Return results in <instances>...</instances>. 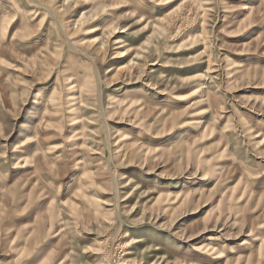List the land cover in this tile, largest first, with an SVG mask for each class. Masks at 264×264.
Wrapping results in <instances>:
<instances>
[{
  "label": "rangeland",
  "instance_id": "1",
  "mask_svg": "<svg viewBox=\"0 0 264 264\" xmlns=\"http://www.w3.org/2000/svg\"><path fill=\"white\" fill-rule=\"evenodd\" d=\"M0 264H264V0H0Z\"/></svg>",
  "mask_w": 264,
  "mask_h": 264
},
{
  "label": "crops",
  "instance_id": "2",
  "mask_svg": "<svg viewBox=\"0 0 264 264\" xmlns=\"http://www.w3.org/2000/svg\"><path fill=\"white\" fill-rule=\"evenodd\" d=\"M32 197L30 198V199H28V197H27V200H29L31 203H32V201H33V199H34V196L33 195H31ZM41 203H43V200H41L40 202H38V204H36V206H32V205H30L29 203H28V207L30 208L31 206H32V208H31V210L33 211V217H34V219H36V217H37V213L39 212V210H40V207L42 206L41 205ZM34 209V210H33ZM36 213V214H35ZM25 218H27V217H25ZM19 221H21V219H19ZM37 247L36 246H32V244L31 243H29L26 247H25V250H35Z\"/></svg>",
  "mask_w": 264,
  "mask_h": 264
},
{
  "label": "bare ground",
  "instance_id": "3",
  "mask_svg": "<svg viewBox=\"0 0 264 264\" xmlns=\"http://www.w3.org/2000/svg\"><path fill=\"white\" fill-rule=\"evenodd\" d=\"M73 48V47H72ZM73 50H74V48H73ZM37 97L35 96V99H36Z\"/></svg>",
  "mask_w": 264,
  "mask_h": 264
}]
</instances>
